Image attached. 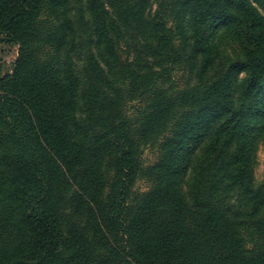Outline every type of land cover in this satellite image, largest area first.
<instances>
[{"label":"trees","instance_id":"1","mask_svg":"<svg viewBox=\"0 0 264 264\" xmlns=\"http://www.w3.org/2000/svg\"><path fill=\"white\" fill-rule=\"evenodd\" d=\"M82 2L75 21L72 0H0L17 48L0 73V264H264V0ZM218 29L243 58L206 83Z\"/></svg>","mask_w":264,"mask_h":264},{"label":"rangeland","instance_id":"2","mask_svg":"<svg viewBox=\"0 0 264 264\" xmlns=\"http://www.w3.org/2000/svg\"><path fill=\"white\" fill-rule=\"evenodd\" d=\"M158 0H150L148 10L150 13H154L157 7ZM83 15V18L87 20V16L84 15L82 0H72L71 16L75 21H78L79 17ZM212 40V67L205 76V82L209 83L213 81L219 74H221L230 64L239 61L243 58L242 52L233 38L224 30L218 29L213 32ZM17 57V48L10 44H0V73L8 74L12 69V65ZM83 57L81 56L76 60V65L79 68H83ZM244 74L241 73L236 79L234 88V100L235 106H238V98L240 96L241 87L244 83ZM177 84V88L186 89L194 85V78L188 76L186 71L179 72L173 77ZM252 143V171H253V183L254 187H260L264 184V108L262 113L256 117L253 123ZM208 140L202 143L195 154L196 159H200L203 156V149L207 145ZM156 157V152L152 149H146L143 152L142 161L144 166L151 165ZM194 165H191L187 177L183 182V192L186 201H191L190 195V179L192 177V170ZM149 188L148 183L142 179L137 181L134 187V192L138 195L144 194Z\"/></svg>","mask_w":264,"mask_h":264}]
</instances>
